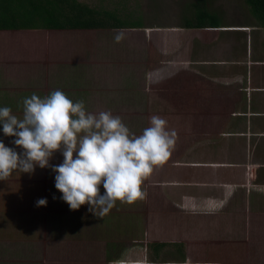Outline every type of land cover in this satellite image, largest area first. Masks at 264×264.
<instances>
[{
  "label": "rangeland",
  "instance_id": "obj_1",
  "mask_svg": "<svg viewBox=\"0 0 264 264\" xmlns=\"http://www.w3.org/2000/svg\"><path fill=\"white\" fill-rule=\"evenodd\" d=\"M204 1L225 22H241L253 16L246 0H89L97 8L117 9L122 15H134L138 7L142 23L151 27L0 30V106L10 107L12 114L22 118L25 97L36 93L43 98L61 89L73 101L83 100L87 111H110L120 116L130 132L137 135L149 126L153 115L165 119L169 130L179 124L187 129L190 120L208 123L207 117L212 116L174 114L171 108L176 103V93L156 90L154 85L150 88L145 72L149 65L155 76L158 71L152 72V67L157 62L169 64L161 50L148 44V36L155 43L158 35L165 32L162 37L166 44L168 40L172 42L173 36L166 33L173 29L170 26L193 19L198 10L195 4L201 6ZM119 31L126 35L116 42L114 36ZM145 93L155 96L150 104L147 99V106L153 108L144 109ZM215 118L220 125L222 116ZM0 140L20 151L12 144L13 137L2 131ZM175 145L176 141L171 150ZM62 161V151L56 150L50 164ZM156 168L150 177L157 176ZM54 175L50 167L37 166L33 173L14 170L6 180H0V264H115L117 252L137 246L132 239L122 236L118 241L115 236L130 238L127 213L132 209L141 212L145 195L132 204L118 200L104 218H99L87 211V204L70 210L59 198ZM149 176L141 187L144 194L150 189L154 194L149 192L146 199L159 195L148 184ZM100 190L104 191L102 185ZM45 197L47 204L37 206L36 201ZM252 208L246 210L253 222L250 231L228 241L222 252H208L207 257L212 255L209 258L202 255V260L214 264H264V242L260 241L264 205Z\"/></svg>",
  "mask_w": 264,
  "mask_h": 264
},
{
  "label": "crops",
  "instance_id": "obj_2",
  "mask_svg": "<svg viewBox=\"0 0 264 264\" xmlns=\"http://www.w3.org/2000/svg\"><path fill=\"white\" fill-rule=\"evenodd\" d=\"M182 25L170 26L168 44L165 32L155 43L146 39L169 63L157 62L155 76L147 65L148 84L176 93L174 114L212 117L208 123L190 120L187 129L176 127L174 149L157 166V176H149L159 195L146 199L154 194L148 190L142 213H127L130 238L115 236L137 246L117 252L115 264H214L202 258L250 231L247 208L264 205V26L254 15L219 27ZM145 26L151 27L137 28ZM145 94L144 109L153 108L147 99L150 104L155 96ZM215 116H222L220 125ZM262 235L264 242V230Z\"/></svg>",
  "mask_w": 264,
  "mask_h": 264
},
{
  "label": "clouds",
  "instance_id": "obj_3",
  "mask_svg": "<svg viewBox=\"0 0 264 264\" xmlns=\"http://www.w3.org/2000/svg\"><path fill=\"white\" fill-rule=\"evenodd\" d=\"M125 35L119 31L114 39L120 42ZM0 125L20 148L0 140V180L14 170L33 173L37 166L50 167L59 198L70 210L87 204V211L99 218L118 200L132 204L144 196V179L167 160L176 135L158 115L151 116L149 126L137 135L120 116L87 111L83 100L73 101L61 89L43 98L36 93L25 97L22 118L0 106ZM56 150L62 151L63 161L50 164ZM47 202L46 197L39 198L36 205Z\"/></svg>",
  "mask_w": 264,
  "mask_h": 264
},
{
  "label": "trees",
  "instance_id": "obj_4",
  "mask_svg": "<svg viewBox=\"0 0 264 264\" xmlns=\"http://www.w3.org/2000/svg\"><path fill=\"white\" fill-rule=\"evenodd\" d=\"M251 12L264 26V0H246ZM195 17L183 27H219L223 22L218 11L204 1ZM122 15L117 9L97 8L89 0H0V29H93L141 27L137 14ZM138 16V17H137Z\"/></svg>",
  "mask_w": 264,
  "mask_h": 264
}]
</instances>
